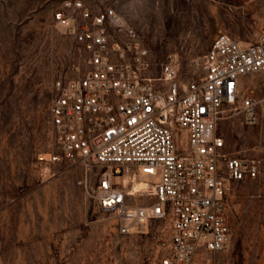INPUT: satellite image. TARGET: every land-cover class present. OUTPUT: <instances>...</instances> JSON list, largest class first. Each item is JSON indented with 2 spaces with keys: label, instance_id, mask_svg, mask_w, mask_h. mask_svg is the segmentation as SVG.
<instances>
[{
  "label": "built area",
  "instance_id": "2783aa9c",
  "mask_svg": "<svg viewBox=\"0 0 264 264\" xmlns=\"http://www.w3.org/2000/svg\"><path fill=\"white\" fill-rule=\"evenodd\" d=\"M53 18L73 36L83 67L55 83L56 150L45 160L80 166V184L113 214L118 233L167 221L162 264H193L201 250L227 249L231 184L257 178L262 162L227 151L217 129L237 112L247 124L258 120L257 98L243 78L264 71V36L244 43L219 33L203 76L181 84L172 59L153 74L142 35L113 5L63 0ZM126 177L147 185L134 190Z\"/></svg>",
  "mask_w": 264,
  "mask_h": 264
},
{
  "label": "rangeland",
  "instance_id": "374dc122",
  "mask_svg": "<svg viewBox=\"0 0 264 264\" xmlns=\"http://www.w3.org/2000/svg\"><path fill=\"white\" fill-rule=\"evenodd\" d=\"M62 1L0 0V264H162L167 221L144 233H118L113 214L80 184L81 167L44 158L56 150L55 83L83 67L73 36L53 18ZM84 1L113 5L142 35L153 74L172 59L181 84L203 76L219 33L244 43L264 36V0ZM243 81L257 98L258 120L247 124L237 112L221 119L217 131L227 151L260 158L262 171L231 184V245L201 250L193 264H264V71ZM142 180L126 177L129 187Z\"/></svg>",
  "mask_w": 264,
  "mask_h": 264
},
{
  "label": "bare ground",
  "instance_id": "6f19581e",
  "mask_svg": "<svg viewBox=\"0 0 264 264\" xmlns=\"http://www.w3.org/2000/svg\"><path fill=\"white\" fill-rule=\"evenodd\" d=\"M147 185L146 181L145 180H142V181H138L135 183L134 185V188L135 190L141 188V187H145Z\"/></svg>",
  "mask_w": 264,
  "mask_h": 264
},
{
  "label": "crops",
  "instance_id": "0c3cea01",
  "mask_svg": "<svg viewBox=\"0 0 264 264\" xmlns=\"http://www.w3.org/2000/svg\"><path fill=\"white\" fill-rule=\"evenodd\" d=\"M243 80H244V78H243Z\"/></svg>",
  "mask_w": 264,
  "mask_h": 264
}]
</instances>
